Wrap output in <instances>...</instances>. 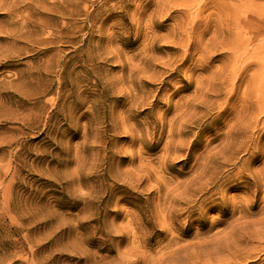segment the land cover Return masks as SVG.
Returning <instances> with one entry per match:
<instances>
[{
  "label": "rangeland",
  "instance_id": "rangeland-1",
  "mask_svg": "<svg viewBox=\"0 0 264 264\" xmlns=\"http://www.w3.org/2000/svg\"><path fill=\"white\" fill-rule=\"evenodd\" d=\"M0 264H264V0H0Z\"/></svg>",
  "mask_w": 264,
  "mask_h": 264
},
{
  "label": "snow or ice",
  "instance_id": "snow-or-ice-1",
  "mask_svg": "<svg viewBox=\"0 0 264 264\" xmlns=\"http://www.w3.org/2000/svg\"><path fill=\"white\" fill-rule=\"evenodd\" d=\"M219 60H223L224 57L223 56H220L218 58ZM213 63H216V61H213ZM187 66V65H186ZM212 65H208L207 67L205 68H197V67H193L191 68V71L194 72V73H200V72H204V71H207L209 67H211ZM255 65H253L252 67L249 68L248 72H245L243 74V78L240 80V83L241 85L244 84V80L247 78L248 74L253 71ZM232 103L233 104H236L238 103V97H233V100H232ZM162 131H166V129L162 130ZM125 142H131L130 140H128L127 138H125ZM192 153H195V154H199V151H198V146H197V142L195 140H193V144H192V148L190 150ZM148 155H151L153 159H155V154L154 153H148ZM257 163H259L257 161Z\"/></svg>",
  "mask_w": 264,
  "mask_h": 264
}]
</instances>
